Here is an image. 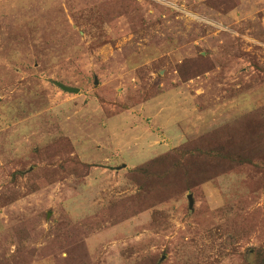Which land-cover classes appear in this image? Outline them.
Wrapping results in <instances>:
<instances>
[{
  "label": "rangeland",
  "instance_id": "rangeland-1",
  "mask_svg": "<svg viewBox=\"0 0 264 264\" xmlns=\"http://www.w3.org/2000/svg\"><path fill=\"white\" fill-rule=\"evenodd\" d=\"M0 264H264V0H0Z\"/></svg>",
  "mask_w": 264,
  "mask_h": 264
},
{
  "label": "water",
  "instance_id": "water-1",
  "mask_svg": "<svg viewBox=\"0 0 264 264\" xmlns=\"http://www.w3.org/2000/svg\"><path fill=\"white\" fill-rule=\"evenodd\" d=\"M57 85L64 92H67V93H78V89H73V88L65 87L62 84H57ZM187 198H188V201H189V204H190V207H191L192 206V197L189 195Z\"/></svg>",
  "mask_w": 264,
  "mask_h": 264
},
{
  "label": "trees",
  "instance_id": "trees-1",
  "mask_svg": "<svg viewBox=\"0 0 264 264\" xmlns=\"http://www.w3.org/2000/svg\"><path fill=\"white\" fill-rule=\"evenodd\" d=\"M168 159H169L168 156L160 157V159H158V160H155V161L153 160L152 164H156V163L161 162V161L164 162ZM158 164H160V163H158ZM172 166H174V164H172Z\"/></svg>",
  "mask_w": 264,
  "mask_h": 264
}]
</instances>
